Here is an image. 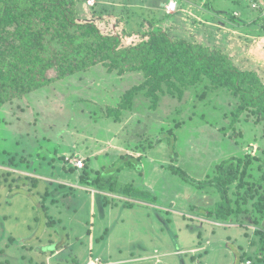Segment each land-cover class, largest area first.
<instances>
[{"label": "rangeland", "instance_id": "obj_1", "mask_svg": "<svg viewBox=\"0 0 264 264\" xmlns=\"http://www.w3.org/2000/svg\"><path fill=\"white\" fill-rule=\"evenodd\" d=\"M165 2L97 0L90 10L74 1V8L78 21L93 20L123 45L145 38L146 30H162L173 40L226 53L264 83V0H176L171 16L160 5ZM142 80L139 71L108 73L97 63L0 102V264H85L89 257L102 264H243L244 253L264 257V231L256 229L261 221L246 220L260 213L252 212V203L262 188L243 201L237 197L243 189L237 195L231 185L233 204L238 198L247 211L218 221L205 215L218 193L195 188L169 168L207 180L221 160L250 151L246 178L253 180L264 168L263 125L245 112L225 134L219 131L235 99L208 91L207 79L182 88L180 97L163 93L155 109L136 97L134 108L107 115ZM168 128L174 137L164 133ZM128 155L133 163L116 161ZM84 168L131 183L135 194L98 189L104 194L93 191L92 202L89 190L96 187L60 182Z\"/></svg>", "mask_w": 264, "mask_h": 264}, {"label": "trees", "instance_id": "obj_2", "mask_svg": "<svg viewBox=\"0 0 264 264\" xmlns=\"http://www.w3.org/2000/svg\"><path fill=\"white\" fill-rule=\"evenodd\" d=\"M74 1L84 3L81 0H0V102L22 97L31 89L47 87L99 63L108 73L116 71L122 74L132 70L141 72L143 77L141 82L128 87L118 106L110 108L107 115L115 114L116 118L119 109L134 108L136 97L142 98L139 104L148 102L146 107L155 109L163 93L175 96L177 92V97H180L182 88L207 79L208 91H225L235 99L231 102V105L235 103L232 108L224 113L228 123L223 124L219 131L225 134L245 112L252 114L264 130V83L257 72L239 68L230 56L218 49L184 39L173 40L162 30H146L145 38L123 45L120 36L102 34L93 20L78 21ZM204 91L201 96L205 95ZM164 133L174 137L169 128ZM164 138L167 139L166 135L158 137L156 145ZM126 157L123 162L119 158L116 161L125 166L132 162L129 155ZM58 159L63 163L62 157ZM252 159L254 156L250 151L243 156H229L215 165L213 175L207 180L194 179L173 165L169 168L195 188L212 187L219 198L212 207L205 209V215L225 222L231 218L237 220L241 213L247 211L241 207L243 202L238 198L233 204L228 194L231 185H235L237 195L243 189L237 196H241L243 201L254 197L260 188L264 191L263 166H259L262 171L255 179L246 178ZM89 163L86 165L90 166ZM100 173L99 170L84 168L79 180L97 189L135 194L136 189L131 183H118L112 174L104 177ZM252 209V212L257 210L260 213H251L247 222L258 225V216L261 224L256 229L264 231L263 194H259L252 203ZM254 233L259 232L255 230ZM260 247L264 249V242ZM240 260L243 264L247 260L251 264H264V257L258 258L253 254L244 253Z\"/></svg>", "mask_w": 264, "mask_h": 264}, {"label": "built area", "instance_id": "obj_3", "mask_svg": "<svg viewBox=\"0 0 264 264\" xmlns=\"http://www.w3.org/2000/svg\"><path fill=\"white\" fill-rule=\"evenodd\" d=\"M81 1H83L88 8L93 7L94 4H96L97 2V0H81ZM163 8L167 14H173V12H175L177 8L176 0H166ZM76 165L79 167L78 169H81L83 167L81 161H78ZM85 264H102V262L98 258L89 257ZM245 264H251V262L247 260Z\"/></svg>", "mask_w": 264, "mask_h": 264}, {"label": "crops", "instance_id": "obj_4", "mask_svg": "<svg viewBox=\"0 0 264 264\" xmlns=\"http://www.w3.org/2000/svg\"><path fill=\"white\" fill-rule=\"evenodd\" d=\"M160 5L162 6V3H160ZM92 170H99V169L98 168H92ZM79 177H80V174H77L74 179L69 180V178H68L67 181H60V182H62V184H64V182L67 183L69 181H74L73 183H75L76 185L79 186V187L77 186V188H79V189H83L84 188L86 190H89V187H92V186L84 184V183H81L80 180H79ZM53 180H55V179H53ZM63 180H66V179L63 178ZM79 184H82V185H79ZM92 188H94V187H92ZM89 191H90L89 195H90V198H91L92 202L95 199V197L93 195V191H97L99 194H104L102 191H100L98 189H95V188L94 189H90ZM152 205H155V204H152ZM88 230L90 231L91 229L89 228ZM89 237L91 238V233L89 234Z\"/></svg>", "mask_w": 264, "mask_h": 264}, {"label": "water", "instance_id": "obj_5", "mask_svg": "<svg viewBox=\"0 0 264 264\" xmlns=\"http://www.w3.org/2000/svg\"><path fill=\"white\" fill-rule=\"evenodd\" d=\"M164 3H162V6H163Z\"/></svg>", "mask_w": 264, "mask_h": 264}, {"label": "clouds", "instance_id": "obj_6", "mask_svg": "<svg viewBox=\"0 0 264 264\" xmlns=\"http://www.w3.org/2000/svg\"><path fill=\"white\" fill-rule=\"evenodd\" d=\"M163 7H164V4H163Z\"/></svg>", "mask_w": 264, "mask_h": 264}]
</instances>
